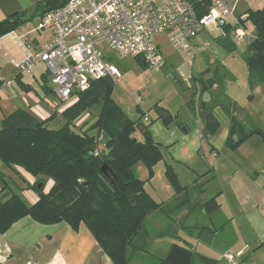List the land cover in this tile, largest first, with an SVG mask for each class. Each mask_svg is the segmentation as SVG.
<instances>
[{
    "label": "trees",
    "instance_id": "obj_1",
    "mask_svg": "<svg viewBox=\"0 0 264 264\" xmlns=\"http://www.w3.org/2000/svg\"><path fill=\"white\" fill-rule=\"evenodd\" d=\"M66 1L44 0L36 5L37 13L30 16L17 13L5 18L0 22V37ZM187 1L198 17L210 8V0ZM246 13L240 26L247 30L246 22H249L253 32L245 56L249 82L251 85L264 83V8L248 9ZM231 29L229 25L222 26V33L214 38L227 49L235 47L229 34ZM16 80L21 89H29L18 76ZM113 81L108 77L100 78L92 81L86 90L77 92L75 98L60 109L58 115L62 123L57 127L49 123L55 113L40 119L25 108H18L1 119L0 164L13 168L26 181V187L36 191L37 199L26 204L20 195L21 189L6 184L0 170V193L5 189L9 191L8 196L0 198V233L16 220L29 216L44 224L65 221L75 230L83 223L115 264H130L134 251H144L149 235L143 223L162 203L147 193L144 181L133 175L132 166L142 161L150 177L152 166L162 159V154L158 143L150 136L148 124L140 120L144 113L140 111V119L131 120L112 99ZM213 83L214 80L205 83L206 88ZM44 85V91L51 93L52 89ZM91 108H97L98 112L93 122L82 128L76 120ZM222 108L229 118L225 141L229 148H237L253 134L264 139V131L258 126L247 128L246 123L237 119L233 114L235 103L222 105ZM208 116L206 128L213 131L219 122L211 114ZM163 120L168 122L169 116L164 115ZM98 143L103 151L93 155ZM103 164L108 167L111 178L102 172ZM165 174L175 194L186 189L179 184L170 165ZM27 175L32 177L31 183L26 180ZM45 178L52 180L47 191H43ZM202 206L207 213H212L218 203L213 196ZM197 257L205 264L212 262L174 243L159 264H193Z\"/></svg>",
    "mask_w": 264,
    "mask_h": 264
},
{
    "label": "crops",
    "instance_id": "obj_2",
    "mask_svg": "<svg viewBox=\"0 0 264 264\" xmlns=\"http://www.w3.org/2000/svg\"><path fill=\"white\" fill-rule=\"evenodd\" d=\"M43 1L0 0V22L17 13L25 14V16L37 13L36 5ZM237 6L238 3L235 8L236 15H245L246 17L247 9L237 11ZM25 23L20 28L0 37V70L3 78L10 81V84L0 87V121L18 108L30 111L29 101L32 98L29 95L31 93L33 102H40L39 100L48 102V94L42 87L43 84L48 87L47 75L49 76V74L45 65L36 61L31 72L21 74H17L12 65V61L21 60L26 52L38 51L50 37L47 31L32 35L34 28L25 29ZM17 76L22 83L29 86V89L20 88L16 80ZM44 78H46V83L43 82ZM14 83L15 87H13ZM255 84L253 85L257 88L258 84L264 83ZM216 88L215 81L208 89L204 82H201V86H199L198 97L202 106H199L197 111L202 117L213 112V109L208 107V103L212 102L213 95L216 96L214 98H217V95L211 92ZM205 92L208 93V96L204 95ZM50 94L56 97L53 91ZM54 107L51 114L55 113V117L49 121L50 125L53 124L52 122L62 123L58 115L61 108L58 109L55 105ZM46 114L42 111L34 116L44 119ZM233 114L244 123L248 117L240 110H235ZM223 124L224 133L220 138L222 144L219 145L220 147L211 145L210 150H212L216 162L214 176L218 181L223 177L227 179L225 180L228 187L226 190L222 189L213 194L207 193L205 189L199 187L204 178L194 179L196 181L193 180L192 183L185 185L179 182L186 189L179 194L172 193L167 199L157 200L145 189L156 202L162 203V207L149 213L146 219H150L153 226L158 228L157 232L149 237L150 242L165 236L167 238L164 257L169 247L176 243L195 254L211 259L212 262L207 264H217V258L221 259L224 251L242 250L241 260L245 263L249 242L254 244V250L264 246V139L258 134H253L243 140L237 148L231 149L225 144L229 131L228 117ZM258 127L264 131L262 127ZM206 134L201 132L202 136ZM136 135L140 137L138 134ZM233 139H236L235 135ZM230 151L235 154H230ZM222 153L225 160L220 158ZM220 167L229 168L231 177L227 178L225 175H221ZM0 170L6 184L15 185L20 189L26 188V181L21 179L13 168L0 164ZM238 172L241 174L240 176L236 175ZM30 179L27 175L26 180L31 181ZM8 192V189L2 191L0 198L4 199L8 196ZM213 196L218 203V208L212 213H207L202 203ZM34 197L36 200L37 195ZM33 202L25 203L32 204ZM196 208L199 209L197 215L193 214ZM253 213H257L258 216L254 217ZM255 222L257 232L254 231ZM203 232L206 235H203ZM29 262L33 264H115L83 223H80L75 230L65 221L44 224L29 216H24L0 233V264H28ZM134 264L145 263L137 261ZM193 264L205 263L197 257Z\"/></svg>",
    "mask_w": 264,
    "mask_h": 264
},
{
    "label": "rangeland",
    "instance_id": "obj_3",
    "mask_svg": "<svg viewBox=\"0 0 264 264\" xmlns=\"http://www.w3.org/2000/svg\"><path fill=\"white\" fill-rule=\"evenodd\" d=\"M237 3V11L264 8V0H238ZM37 21V18H33L24 25L25 29L34 28L32 35L46 32L36 29ZM246 27L248 36L245 41L235 45L232 49H227L215 41L214 38L222 32L220 27L216 28L212 25L206 27L194 39V43L204 46V49L194 54L189 51L173 49L166 40V35H160L156 37L155 41L163 55L164 64L157 70L146 67L134 57H120L111 53L112 62L120 72V77L113 81L112 99L131 120L140 119V111L148 114L149 121L144 123L148 124L150 136L158 143L162 154V159L152 166L150 177L149 170L142 161H137L132 166L133 175L144 181L145 189L155 199H167L174 193L165 174L167 165H170L176 173L178 182L182 185L190 184L194 179L204 178L199 187L205 189L207 193L213 194L228 188L225 182L226 178L223 177L218 181L214 176L216 162L212 150H210L211 145L220 147L219 145L222 144L220 138L224 133L223 123L228 117L222 105L235 103L233 112L240 110L248 116V119L245 120L247 128L260 126L264 129V84H258V87L255 88L257 84L251 85L249 82V72L245 62L246 43L251 39L253 32L249 22L246 23ZM47 77L48 87L51 88L50 76L47 75ZM201 77L202 80H200ZM211 80L217 83V88L211 91L212 94L217 95V98H214L216 96L213 95V100L208 103V107L213 109L211 115L216 117L219 122L218 127L213 131L206 128V120L209 116L202 117L197 111L198 107L202 106L198 97L199 86H201V82L207 83ZM13 87H15V83ZM47 94L48 102L43 100L33 102V94L29 95L32 98L29 101L31 105L29 107L33 114L44 111L47 113L45 115L47 118L54 111V105L58 109L65 105L53 94L51 95L49 92ZM74 98L75 96L66 103H70ZM97 112V108L89 109L76 120L77 124L82 128H87L93 122ZM160 113L169 116V121L165 122L164 115L161 116ZM140 120L142 121V119ZM52 123L56 127L60 125L58 122ZM202 131L207 134L202 136ZM230 152V154H235V152ZM220 158L225 160L223 153ZM226 158L228 159L227 155ZM220 169L221 175H225L227 178L231 177L229 168L220 167ZM236 175L240 176L241 174L238 172ZM26 185L27 183L25 187ZM51 185L52 180L45 178L43 191H47ZM19 192L27 203L33 202L34 196L37 195L36 191L28 186ZM198 211V208L194 209L193 214L197 215ZM253 215L254 217L258 216L257 213H253ZM153 225L150 219H146L143 223L144 231L149 237L158 230ZM254 231H258L256 222ZM202 234L206 235L204 232ZM166 242V236L154 242H150V239L147 238L144 251H134L130 264L137 261L145 264H159L161 258L164 257ZM253 245L249 242L245 263L264 264V246L254 250ZM217 261V264H227L222 256L221 259L217 258Z\"/></svg>",
    "mask_w": 264,
    "mask_h": 264
},
{
    "label": "built area",
    "instance_id": "obj_4",
    "mask_svg": "<svg viewBox=\"0 0 264 264\" xmlns=\"http://www.w3.org/2000/svg\"><path fill=\"white\" fill-rule=\"evenodd\" d=\"M237 2L210 0L208 12L198 17L187 0H67L38 18L36 29L49 32V39L38 51L26 52L12 65L21 74L31 72L34 62H42L53 93L66 104L92 81L120 77L111 53L138 57L146 67L160 69L164 58L155 41L160 35H166L173 49L194 54L204 49L194 39L206 27L229 25L231 41L239 45L248 32L240 26L245 15L235 13ZM5 84L10 81L3 78L0 70V87ZM141 119L149 121L148 114L144 113ZM102 151L98 143L92 154ZM242 254V250L224 251L222 258L227 264H246L241 260Z\"/></svg>",
    "mask_w": 264,
    "mask_h": 264
},
{
    "label": "water",
    "instance_id": "obj_5",
    "mask_svg": "<svg viewBox=\"0 0 264 264\" xmlns=\"http://www.w3.org/2000/svg\"><path fill=\"white\" fill-rule=\"evenodd\" d=\"M204 95L208 96V93L205 92ZM208 113H209V111H208ZM160 115L162 116V115H164V114H163V113H160ZM101 170H102V172H103L108 178H111L110 175H109L108 167H107L105 164H103V165L101 166ZM38 187H40V185H38Z\"/></svg>",
    "mask_w": 264,
    "mask_h": 264
}]
</instances>
